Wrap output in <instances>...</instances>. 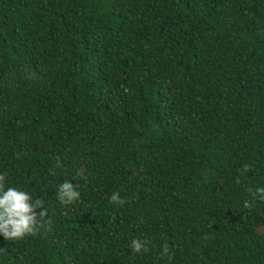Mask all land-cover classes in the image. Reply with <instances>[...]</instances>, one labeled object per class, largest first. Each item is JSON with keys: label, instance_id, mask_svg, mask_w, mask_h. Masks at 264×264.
Listing matches in <instances>:
<instances>
[{"label": "trees", "instance_id": "obj_1", "mask_svg": "<svg viewBox=\"0 0 264 264\" xmlns=\"http://www.w3.org/2000/svg\"><path fill=\"white\" fill-rule=\"evenodd\" d=\"M0 173V264H264V0H0Z\"/></svg>", "mask_w": 264, "mask_h": 264}, {"label": "clouds", "instance_id": "obj_2", "mask_svg": "<svg viewBox=\"0 0 264 264\" xmlns=\"http://www.w3.org/2000/svg\"><path fill=\"white\" fill-rule=\"evenodd\" d=\"M250 165H243V170H250ZM78 176L84 175V170H77ZM7 174L0 173V234L6 240L17 241L29 235H36L41 229L50 228L51 221L47 219L49 210L45 207L43 200L34 199L32 194L20 187L7 186ZM57 198L61 204H70L78 200L81 193L76 186L69 181H65L57 186ZM248 191L254 198L264 201V186L255 190L249 188ZM110 202L124 205L125 199L120 196L119 191H114L110 196ZM244 208L252 207L249 200L244 201ZM39 209V211H37ZM148 239H132L130 247L134 252L147 251ZM4 250L0 249V253ZM168 253L167 246L164 247V254Z\"/></svg>", "mask_w": 264, "mask_h": 264}, {"label": "rangeland", "instance_id": "obj_3", "mask_svg": "<svg viewBox=\"0 0 264 264\" xmlns=\"http://www.w3.org/2000/svg\"><path fill=\"white\" fill-rule=\"evenodd\" d=\"M262 229H264V228H262Z\"/></svg>", "mask_w": 264, "mask_h": 264}]
</instances>
